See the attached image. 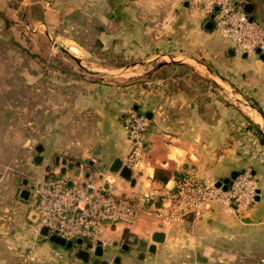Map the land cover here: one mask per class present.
<instances>
[{"label": "crops", "instance_id": "obj_1", "mask_svg": "<svg viewBox=\"0 0 264 264\" xmlns=\"http://www.w3.org/2000/svg\"><path fill=\"white\" fill-rule=\"evenodd\" d=\"M238 1L241 6L251 3L252 19L264 25V0ZM1 2L8 18L19 9L38 10L31 24L43 30L48 40L58 39L81 55L117 58L112 67L99 66L119 72L120 79L109 84L78 83V92L65 94L61 112L53 90L48 120L38 123L33 139L17 149L7 140L0 146L6 159L0 158V264H39L42 254L50 251L66 255L62 264H72L68 250L47 241L49 246L41 244L31 234L34 196L30 194L26 201L19 195L24 179L29 184L40 183L59 172L64 159L81 162L76 168L78 175L76 169L64 174L69 179L82 182L96 177V182L127 199L162 184L172 187L176 178L186 174L215 183L249 169L257 179L259 193L242 214L207 205L200 217H186L179 225L167 226L160 224L151 207H138L131 223L104 227V237L112 243L128 232L151 240L155 231H163L164 241L145 243L148 247L154 244V251L145 252L139 260L157 259L165 249H175L196 264H264L263 58L237 51L214 26L206 29L209 16L196 0H17L15 6L12 0ZM161 8L165 10L163 18L157 16ZM154 10L156 16H152ZM157 58L163 62L151 71ZM176 64L190 66L193 79L158 74ZM195 64L203 65L208 75ZM138 66L150 77L134 80L141 72ZM201 77H209L225 93L236 87L235 97L217 95L210 85L202 87ZM51 84L55 89L56 79ZM129 110L148 116L144 146L132 168L133 185L108 172L112 161H125L130 150L123 127ZM12 152L16 154L12 156ZM83 159L94 162L84 164ZM24 170L30 174L18 180L16 176ZM133 251L125 253V260L120 255L119 264H128ZM203 258L205 261H199Z\"/></svg>", "mask_w": 264, "mask_h": 264}, {"label": "built area", "instance_id": "obj_2", "mask_svg": "<svg viewBox=\"0 0 264 264\" xmlns=\"http://www.w3.org/2000/svg\"><path fill=\"white\" fill-rule=\"evenodd\" d=\"M236 0H201L206 16L214 12V27L242 53L255 54L264 47V25L250 18ZM218 7L215 11L214 8ZM123 127L130 141L124 163L131 169L139 160L144 146L148 119L136 110L123 117ZM69 181L71 184L69 185ZM258 182L249 169L240 171L226 189L208 183L193 174L180 176L146 192L127 199L103 183L84 179L76 182L56 172L40 182L32 191V209L38 217L31 226V234L38 238L41 227L60 232L66 239L82 238L85 242L102 241L104 227L131 223L139 208L151 207L161 225L175 226L186 217L198 218L207 205L242 214L255 202ZM139 207V208H138Z\"/></svg>", "mask_w": 264, "mask_h": 264}, {"label": "rangeland", "instance_id": "obj_3", "mask_svg": "<svg viewBox=\"0 0 264 264\" xmlns=\"http://www.w3.org/2000/svg\"><path fill=\"white\" fill-rule=\"evenodd\" d=\"M201 3V0H196ZM13 5H17V0H12ZM2 2L0 3V146L6 144L14 146H21L27 143V139L32 140L33 134L38 129V123L47 122L49 117V102H52L54 98L51 97L56 90V99L58 105L64 102L65 94H75L78 92V83L98 81L106 84L117 82L119 78V72L102 70L101 66L112 67L113 61H117V58L113 56H85L71 48L69 45H65L60 40H48L43 34V30L39 31V27L32 25V17L38 15V10L27 11L19 9L15 13L13 18H8V12H5ZM162 13L156 14L157 10H154L152 16H158L163 18L164 8ZM24 11L25 20H22V13ZM158 12H160L158 10ZM7 13V14H6ZM168 14L171 15V9L168 10ZM7 15V16H6ZM35 29V32H33ZM37 33V34H36ZM93 45L92 48H94ZM56 49V50H54ZM51 54L49 55V53ZM93 51V49L91 50ZM158 59V58H157ZM166 61V60H164ZM168 61V60H167ZM163 60L159 58L155 61L151 67V71L157 69V65L161 64ZM201 60V64H203ZM99 64L101 66H99ZM208 66V64H206ZM203 75H208L205 72L203 65L195 64ZM145 68H150L146 66ZM141 72L134 76V80L142 81L146 77H150V73L143 72L142 68L138 66ZM56 71V72H55ZM192 69L187 64L174 65L163 68L158 74H170L171 76L179 75L180 77L191 76ZM56 73V77L55 74ZM195 75V74H194ZM196 77V75H195ZM189 78V79H190ZM56 79V88L52 89V81ZM71 83L69 86L65 82ZM196 80V78H195ZM194 80V81H195ZM196 82V81H195ZM199 83L202 87L210 85L217 95L235 97L233 92L237 90H228L225 93L224 88L211 82L209 77H201ZM74 86V87H72ZM244 104V103H243ZM245 105V104H244ZM59 107V106H58ZM63 105L57 108V111L63 110ZM130 111V110H129ZM128 111V112H129ZM58 112V113H60ZM39 121V122H38ZM27 149V147L25 148ZM28 150V149H27ZM10 151V150H9ZM11 152V151H10ZM34 151H29V157L32 156ZM16 152H12L14 156ZM21 154V152H20ZM23 157V154L21 158ZM2 160H6L3 155L0 154ZM32 162V161H31ZM30 174L24 170L18 173V180L27 178ZM72 179L74 177H71ZM92 182L98 181L96 177H92ZM140 241L143 243L152 242L148 237L139 235H133L128 232H124L123 235L118 238V244L125 242L129 243L133 248V255L129 258L128 264H196L194 260L186 256L181 250L165 249L163 254L157 259L151 260H139L135 256V245ZM41 244H47L46 240L40 241ZM51 245V244H50ZM110 247L111 243L108 242L106 247ZM64 249V248H63ZM117 250H111L105 256L110 262L113 252ZM67 258L72 264H82V262L75 260L72 253L68 251ZM43 253V252H42ZM125 260V253L118 251ZM53 255V256H52ZM66 256V255H65ZM64 255L60 254H42L39 264H62L66 261ZM125 256V257H124ZM53 257V258H51ZM63 257V258H62ZM163 257V259H162ZM167 260V261H166ZM91 264L90 262H86ZM112 264V262H110ZM219 264H224L219 263ZM240 264V263H234Z\"/></svg>", "mask_w": 264, "mask_h": 264}, {"label": "water", "instance_id": "obj_4", "mask_svg": "<svg viewBox=\"0 0 264 264\" xmlns=\"http://www.w3.org/2000/svg\"><path fill=\"white\" fill-rule=\"evenodd\" d=\"M234 4L238 5L239 1L236 0ZM242 7H243V10L246 13H248L250 15V18L252 19L251 14H252L253 5L249 2H246L244 3ZM214 10L217 11L218 7H215ZM213 19H214V12H212L209 15V18L205 23L204 27L206 29L213 28L214 26ZM228 52L232 54L233 49H230ZM255 53L264 59V55L262 53L261 48H257L255 50ZM263 137H264V134H263ZM58 159L59 157L57 156L56 157L57 166L59 165ZM93 162H94L93 159H83L82 161V163L89 164V165L93 164ZM80 166H81L80 161L66 162V160L64 159V160H61V167L59 169V173L65 174L68 170H74L76 168H79ZM108 172L112 174H118L119 177H121L125 181L130 182L131 185L134 184L135 179L134 177H132V169L129 166H127L124 163V161H122V159H119V158L114 159L108 168ZM75 174L76 175L79 174V169L75 170ZM237 174H238L237 172H233L228 177L217 180L214 183V185L217 187L221 186L223 189H226L228 184L237 176ZM85 177H87V175H85ZM22 183H23L24 188L20 190L19 195L23 200L27 201L30 194H32V191L35 188V186L38 187L40 183L35 184L33 181H31V183L29 184L27 179H24ZM68 184L70 185L71 182L69 181ZM258 193L259 191L257 189V194ZM257 196L255 199H257ZM32 216H33L32 221L35 222L38 217L37 213L33 212ZM164 237H165V233L163 231H155L152 234L151 240L153 243H162L164 241ZM38 239L39 241L46 240L47 242L57 247H61V248H64L70 251L73 257L83 262H91L92 264H109V261L105 257L109 253V250L107 247L103 246L102 241H97L95 243H92V242H85L84 239L82 238L66 239L65 237L62 236V233L57 232V231L50 232V230L44 226L41 227L38 231ZM117 244H118L117 241H113L110 247H116ZM127 247H128L127 244L122 245V248L125 250L127 249ZM154 248H155V245L151 244L148 247V251L153 252ZM142 254L143 253H141L140 257H142ZM119 260H120V257L119 256L116 257L114 259V264H119ZM199 261H205V259L204 258L199 259Z\"/></svg>", "mask_w": 264, "mask_h": 264}, {"label": "flooded vegetation", "instance_id": "obj_5", "mask_svg": "<svg viewBox=\"0 0 264 264\" xmlns=\"http://www.w3.org/2000/svg\"><path fill=\"white\" fill-rule=\"evenodd\" d=\"M123 244H127L128 245L126 250L122 248ZM107 248H108V250H110V252H111V250H117V251L113 252L114 254L111 257V261L110 262H112V264H114V259L116 257H118V256L120 257L121 253L119 254L118 251H121L122 253H129V252H131L133 250V248H131L130 244L129 243H125V242L117 244L116 247H109L108 246ZM135 251H136V257L137 258L140 257L141 253H143L142 256H144V253L148 251V246H146L145 243L138 241L136 243V245H135ZM110 262H109V264H110ZM119 262H120V260H119Z\"/></svg>", "mask_w": 264, "mask_h": 264}, {"label": "trees", "instance_id": "obj_6", "mask_svg": "<svg viewBox=\"0 0 264 264\" xmlns=\"http://www.w3.org/2000/svg\"><path fill=\"white\" fill-rule=\"evenodd\" d=\"M159 179H161L159 176H157ZM161 180H164V179H161ZM165 181V180H164Z\"/></svg>", "mask_w": 264, "mask_h": 264}]
</instances>
